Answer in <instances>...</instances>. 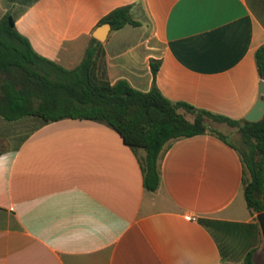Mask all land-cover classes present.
<instances>
[{
    "label": "crops",
    "instance_id": "obj_1",
    "mask_svg": "<svg viewBox=\"0 0 264 264\" xmlns=\"http://www.w3.org/2000/svg\"><path fill=\"white\" fill-rule=\"evenodd\" d=\"M128 5L140 24L101 42L112 84L149 92L155 63L172 103L240 121L264 100L255 58L264 0H0V20L14 17L39 56L74 69L100 21ZM211 127L227 141L208 132L174 141L151 192L144 151L109 125L0 116V264H264L238 129Z\"/></svg>",
    "mask_w": 264,
    "mask_h": 264
},
{
    "label": "trees",
    "instance_id": "obj_2",
    "mask_svg": "<svg viewBox=\"0 0 264 264\" xmlns=\"http://www.w3.org/2000/svg\"><path fill=\"white\" fill-rule=\"evenodd\" d=\"M104 24H110L116 31L140 23L133 19L132 6L128 5L113 10L98 27ZM255 58L264 81V45L256 51ZM152 69L154 83L149 92L135 89L126 80L112 84L103 45L94 37L81 63L74 69H66L39 56L29 40L17 31L14 17L8 15L0 20L2 118L18 121L36 117L45 123L64 119L105 123L134 152L144 151L140 163L144 186L151 192L160 186L159 162L174 141L207 132L227 141L226 136L211 127V123L226 124L237 128L242 138L243 148L233 147L244 165L247 206L253 213H264V116L258 122L236 121L188 104L172 103L156 85L159 64L153 63ZM180 109L194 115V120H188Z\"/></svg>",
    "mask_w": 264,
    "mask_h": 264
},
{
    "label": "water",
    "instance_id": "obj_3",
    "mask_svg": "<svg viewBox=\"0 0 264 264\" xmlns=\"http://www.w3.org/2000/svg\"><path fill=\"white\" fill-rule=\"evenodd\" d=\"M112 30V27L110 24H104L102 26H99L93 33V37L97 39L100 42H104L109 34V32ZM261 94L264 97V81L261 84ZM264 116V100H261L258 102L254 110L246 117V120L249 122H258L260 121ZM261 235H262V248L260 250V253L263 257L264 262V213L259 214L257 216Z\"/></svg>",
    "mask_w": 264,
    "mask_h": 264
},
{
    "label": "rangeland",
    "instance_id": "obj_4",
    "mask_svg": "<svg viewBox=\"0 0 264 264\" xmlns=\"http://www.w3.org/2000/svg\"><path fill=\"white\" fill-rule=\"evenodd\" d=\"M235 132H236L234 135L235 137L234 136L232 137V141H234L240 148H243V142H242L241 135L237 130ZM223 134L227 135L226 133H223Z\"/></svg>",
    "mask_w": 264,
    "mask_h": 264
}]
</instances>
